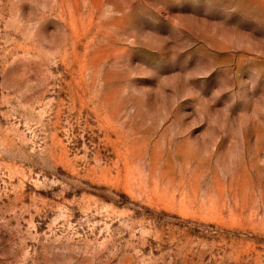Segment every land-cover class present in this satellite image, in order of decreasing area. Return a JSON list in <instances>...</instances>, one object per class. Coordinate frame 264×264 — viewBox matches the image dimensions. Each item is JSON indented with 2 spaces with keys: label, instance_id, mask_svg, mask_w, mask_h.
Returning a JSON list of instances; mask_svg holds the SVG:
<instances>
[{
  "label": "rangeland",
  "instance_id": "374dc122",
  "mask_svg": "<svg viewBox=\"0 0 264 264\" xmlns=\"http://www.w3.org/2000/svg\"><path fill=\"white\" fill-rule=\"evenodd\" d=\"M0 264H264V0H0Z\"/></svg>",
  "mask_w": 264,
  "mask_h": 264
}]
</instances>
